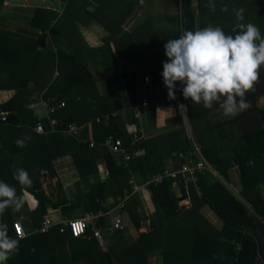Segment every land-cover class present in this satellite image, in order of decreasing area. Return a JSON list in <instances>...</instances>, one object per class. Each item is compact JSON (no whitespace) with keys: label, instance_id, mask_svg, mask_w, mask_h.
<instances>
[{"label":"trees","instance_id":"trees-1","mask_svg":"<svg viewBox=\"0 0 264 264\" xmlns=\"http://www.w3.org/2000/svg\"><path fill=\"white\" fill-rule=\"evenodd\" d=\"M58 1L57 6L55 4L50 8L36 6L28 25L21 28V30L30 31L38 29L41 32L38 39L32 40L25 35V37H17L16 41L12 42L4 39L5 36L0 32V71L7 73V79H0V85L3 88L16 89L10 100L0 104V117L2 113H5L8 121L14 122L17 121L19 108L20 111L33 112L32 99L29 98L28 101L26 98L17 99L18 80L22 81L25 88L30 80L34 83L33 78L28 75L29 67L26 62L30 66L37 62L36 70L38 65L42 64L41 62H54L51 65L44 64L47 72H42L37 78L39 90H41L39 100L49 103L47 106L49 112L41 118L32 115L30 123H43L44 128L48 130L46 138L41 139L44 144H51L56 141V138L64 142L62 146L49 147L48 157L54 154L56 156L71 153L67 149L71 150V147H75V154H72L81 158L77 160L81 167L80 174L84 175L83 182H88L92 177L93 182L90 184L93 188L96 183L101 186L95 192L96 196L102 187L110 186L114 189L112 203H117L124 194L130 193L129 180L132 177L139 182L142 178L156 173L163 166L164 157L172 158V154L176 152L174 156L178 160L179 167L185 164L183 162L192 154L197 159L206 160L223 176H226L229 170L230 161L237 157L238 164L242 166L241 195L245 202L239 200L221 181L210 182L205 169L204 173L196 174L198 177L196 183L199 180L198 187L195 189L194 186L190 187L193 190L191 192L193 204L187 209L188 214L185 216L189 219L187 228L193 231L191 234L181 228L179 221L177 225L179 230L175 227L177 214L185 209L178 206L177 196L165 199V192L169 193L170 188V180H165L149 185V189L153 192L154 206V211L150 215L152 228L146 233L139 232L136 242L127 243L123 240L125 235L121 231L128 227L126 221L136 229L141 227L143 213L138 205L140 200L137 195L132 194L120 210L121 215L126 214L128 217V220L119 217L125 224L124 228L113 227L110 230L115 218L107 224L105 219H99V216L89 223L99 219L94 223V230L92 231V227L88 224L84 235L81 236H72L68 230L60 233L57 226L46 233H32L19 239L18 252H15L6 264H135L140 259L142 264H149L148 251L153 247L161 248V264H260L262 258L264 259V227L260 225L264 222V186L263 189H259V183H264V171L258 175L255 164L264 161V105L258 103L259 95L264 93V64L259 68V79L254 83L253 88L245 93L246 106L241 107L237 103L238 111L226 123L224 121L227 119L217 121V118H223L219 115L223 111L220 106L223 98L220 102H214L212 108H205L202 102L194 104L191 98H187L186 118H190L188 119L190 125L189 130L185 131L180 114L162 118L163 113L159 107H156L161 98L168 105L173 102L167 97L162 72H156V77L153 76L154 64H162L163 62L159 61L168 58L164 48L156 45L158 35H154L151 48H138L137 44L146 33L139 37L134 33L135 30L132 31L133 33L129 32L130 34L126 32L127 35L122 38L121 36H103L98 39V46L91 45L79 34L75 37L68 32V28L75 27V24H79L80 21L88 24L92 19L98 20L87 9L92 2L90 0ZM119 1L122 3L119 4ZM175 1L178 3L182 17L184 11H191V31L193 32L211 24L221 27L226 35L235 36L239 32V29L233 31L237 23L256 25L259 19L261 36L264 37V23L260 19L261 13L264 14L263 0H213L216 4L215 12L209 9V0H196L194 4L191 0ZM1 2L2 0H0V6ZM97 3L105 12L104 14L107 13L106 17L113 13L122 17L139 2L137 0H97ZM224 5L228 6L227 12L221 11ZM115 6L118 8L110 11L109 8ZM233 8L244 9L242 21L236 20ZM103 25L105 28H114L113 25ZM166 32L168 34L165 33L163 37L166 43L170 37L179 38L185 32L183 18L176 25H166ZM48 36L50 39L46 38ZM45 39H47L46 42H44ZM5 40L8 47H5ZM109 43H113L112 48L108 47ZM93 46L99 49L93 52L90 56L91 60L88 61L84 51L87 53ZM86 61L115 62L116 64L97 67L93 71L92 67L88 68L85 64H80ZM55 62H57L56 65ZM62 62L75 63L70 69H65ZM122 62H133L132 66H129L132 71L131 76L127 77L128 67ZM144 62H150L148 67L143 65ZM55 69L58 71L55 80L48 84L39 82L40 79L44 81L50 79ZM91 76L94 80L88 86L89 95L81 96L72 90V87L82 81L85 82L86 78L90 79ZM146 76L149 78L147 82ZM156 82H160L158 91L154 87ZM61 86L62 90L59 89ZM176 86V99L180 100L183 96L180 90L183 85L177 81ZM239 99L237 97V101ZM35 102L40 103L36 99ZM135 105L139 106L138 109L134 108ZM159 114L170 128L165 126L159 129L158 133L147 137L141 136V133H152L156 128V122L160 120ZM68 117L71 119L70 122L58 124L59 119ZM140 118H142L141 121H139ZM236 124L242 127L225 131L235 128ZM131 126L135 128L127 129ZM79 127H82V133L78 135V138L75 134L78 133ZM57 130L64 132L65 136L60 135L61 132H52ZM109 136L119 137L129 152H134L135 146L141 148L142 154L131 157L126 164L119 162V158L113 155L105 144ZM82 139L83 142H81ZM95 157H104L108 170L107 177L100 182ZM0 166L3 165L0 163ZM175 168L178 167L175 166ZM3 170L6 169L0 168V172ZM11 175L12 173L10 174L7 169L6 174H0L2 177L0 181L12 179L9 177ZM91 192L82 196L84 201L91 200L94 204ZM32 193L39 195L38 191ZM159 196L165 200H161ZM39 197L40 200L35 208L28 212L33 225L32 229L38 226L40 229L43 227L42 217L47 212L45 202L51 201L45 195H39ZM63 197L65 198L64 195ZM61 201L60 199L62 211H67L70 207L75 208L77 204L72 201L67 206L66 202ZM202 205H207L223 220L225 226L224 230H217L214 227L211 229L210 235L216 244L212 247L200 245L199 239L203 238L204 234L196 232L195 224L191 223V216L195 217ZM249 208H252L254 213ZM86 212L91 211L84 213ZM13 220L10 207L0 215V223L7 224L8 235L15 239L12 224L19 220ZM232 228L235 232H232ZM95 232H98L99 238ZM107 237L110 238L109 243H106ZM98 240H102V244ZM230 241L232 244H228Z\"/></svg>","mask_w":264,"mask_h":264},{"label":"crops","instance_id":"crops-1","mask_svg":"<svg viewBox=\"0 0 264 264\" xmlns=\"http://www.w3.org/2000/svg\"><path fill=\"white\" fill-rule=\"evenodd\" d=\"M9 1H12V0H9ZM22 1H23V3L26 4L28 0H22ZM142 1H144V0H142ZM142 1L140 3L135 4V6L130 10V12L128 14L122 16V19H120V21L116 25L113 26L114 28H105V26L103 24H98V23L90 24V22L87 24V23H82V21H80V24L83 26V28L79 32V35L85 41H88V43H90L91 45H97V46L99 45L98 39L103 38V36L106 37V35L121 36V38H122V37L127 35V34H125L126 32L128 34H130L129 32H132L135 30L134 33L136 35H138L139 37L142 36L144 33H147V28L149 27V23L147 22L146 25H138V21L149 18L148 16L153 14L150 11H152L153 8L155 10V7H154L155 5L146 7V10H145L143 8L144 3H142ZM90 2H92V3H91V5L87 6V9L89 8V6H91V9H93V10L91 11L88 9V11H89V13H92L93 17L105 16L107 14V13L104 14L105 12H103L101 10V8L98 6L97 0H90ZM174 2L176 3V1H174ZM118 3L120 4V3H122V1H119ZM263 3H264V0H263ZM3 4H5V5H3ZM13 5H14V7H17V3L13 4ZM176 5H177L176 8L179 10L178 3H176ZM5 7H9V6H7V3H3V0H2L1 6H0V8H1L0 9V32L3 33V35L5 36L4 39H6L8 41L15 42L17 37H20V36L25 37V35H28L29 39H32V40L38 39V36H40V33H41L38 29H32L33 31L26 30V29L21 30L22 27H26L25 25H28L26 21H25L24 26L20 25L24 21L22 18L17 19V25H13L12 21L8 20L6 18L9 15V12H7ZM115 8H118V7H116V6L110 7L109 9H110V11H113ZM161 11L163 13V10H161ZM263 11H264V9H263ZM11 13H13V12H10V14ZM113 14H115V13H113ZM165 14H166V12L163 13V15H165ZM175 15H176V21L172 22L173 25L174 24L176 25L177 22L181 18H183L181 16V14L179 16L178 13H175ZM260 19H262L263 23H264V14L263 13H261ZM256 25L261 32V26H260L261 22L259 19H258V22L256 23ZM18 27L20 29H18ZM184 31H185V29H184ZM47 39H50V37L48 36ZM47 39H45L44 42H46ZM170 39H173V38L170 37ZM163 42H166L165 39L160 38L158 40V43H156V45L163 47L164 46ZM5 43L8 44L7 41ZM257 43H259V41H257ZM97 46H93L91 50L87 51V53H85V51L83 49L84 54H86V58L88 61L91 60L90 56L93 54V52L98 51L97 49H99V48H97ZM5 47H8V46H5ZM108 47L112 48L113 43H109ZM106 51H107V47L105 49V52ZM98 56H99V52H98ZM135 58H136V56H135ZM168 59L169 58H164L162 61H159V62H165ZM157 62H158V60H157ZM26 63L29 67L28 75H30L32 77L33 73L36 71L37 62H35L36 64H34L32 66H30L28 64V62H26ZM41 63L46 64V65H47V63H49L50 65L54 64V62H41ZM62 63L64 64L65 69H70L75 62H62ZM122 63L128 67L126 69L127 77L131 76L132 71L129 68V66H132L133 62H122ZM146 63L149 64L150 62H146ZM56 64H57V62H55V65ZM80 64H85L86 67H88V68L92 67L93 68L92 70L94 71L97 69V67L102 68L103 66H108V65L114 66L116 63L115 62H87L86 61V62H81ZM134 64H135V62H134ZM136 64H137V62H136ZM151 65H152V62H151ZM154 65L155 66H153V67H155V72H154L153 76L156 77V72H162L163 71V63L157 64V65L155 63ZM57 73H58V71L55 69L53 76L50 79H47L45 81L40 79L39 82H42V83L45 82L47 84L51 83L53 80H55ZM0 79L1 80L7 79V73L5 71L4 72L0 71ZM33 80H34L35 85L32 82V80H30L28 82L26 88L22 84V81L18 80L19 87H17V91H18L17 99L23 100L26 98V101H28L29 98L32 99L34 102V105L31 106L33 112L31 113L28 111H20L21 109L19 108V112H18L19 114H18L17 121L9 122L7 119V114H5V120L0 121V151H4V150H15L16 151L17 150V151H19V154H23V153L26 154L27 158L30 160L28 163L23 162V161L20 162L19 160H17V156H16V159L14 160V162L12 164L15 165L17 168L22 167L28 172V174H29V176L33 182L31 187L22 186L17 180H15L13 178V171L14 170L10 171L11 168H9V172H10V174L12 173V175L9 177H12V179H4L3 180V182H6L10 186L14 187L16 190L17 196H22L23 200H24L23 207L19 211H15L13 207H10L12 209V213L17 212L16 215H13L14 220H19L21 222L23 229L26 232V236H28L29 234H32V233H46L48 231H51L52 228L56 227V226L58 227V231L60 233H63L66 230L63 232H61L59 230V226H60L61 222L63 220H69L72 218H79L83 215V213L85 211H91V212H99L100 211V212H102V215L99 217V219L104 218L105 223H107V224L110 222V220H112L114 218H119V217L124 218L123 215L120 214L121 209H118L116 206L117 203H115V204L112 203V201L114 200V197H113L114 189L112 187H110V186L102 187L99 190L100 193H98V196H96L95 192L101 186L96 183L95 187L93 188L92 184H90L93 182L92 177L90 178V180L88 182H83L82 176H84V175L80 174L81 167H80L79 162L77 160L80 157L77 158L76 156L73 155V154H75V151H72V150H69V148L68 149L66 148L68 150V152H71V153L61 154V155H56V156H54L55 155L54 154L51 157H48L47 150L49 147L62 146V145H64V142H61V140L56 138L55 139L56 141H53L51 144H44V141L41 139L46 138L45 135L39 134L36 131H34V129H33L34 124H31L30 121L32 120V115H35L37 118H40L38 115V111H36L37 107H39V104L35 102V98H34L36 95L39 96L40 92L38 90H39L40 86L38 85L37 78H33ZM93 80H94V78L92 76L90 79L86 78L85 82H83V81L80 82L77 86L72 87V90H75L76 93L78 95H81V96L89 95L90 91L88 90V86L93 82ZM159 83L160 82H156V84L154 85V87L156 88L157 91H158ZM59 89L62 90V86ZM15 91H16L15 88L14 89L3 88L0 85V103H4V102H7L8 100H10V98L14 95ZM37 91H38V93H37ZM258 103L264 105V93L259 95ZM237 111L238 110L235 109L234 113L226 115L224 113V110H223L222 113L219 114L223 118L222 119L217 118V121L227 119L224 121V123H226L228 120L231 119L230 117H232ZM165 115L166 116H173L174 112L172 111L170 113H165ZM159 117H160V120L156 122V124H157L156 128L152 131V133H150V134L141 133L142 134L141 136L147 137L149 135L156 133L159 129L162 128L163 114H162V118H161V114H159ZM62 119H65V118H62ZM62 119H59V120H62ZM141 119L142 118H140L139 121H141ZM180 119H181L182 125L185 127V131H188L189 125H190L188 119H190V118L188 117L185 120H183V117H181ZM59 120H58V124H64V122L59 123ZM176 122H179V121H176ZM236 125H237L236 128H229L228 131H232L234 129L242 127L240 124H236ZM128 128H135V127L131 126ZM81 129H82V127H79L78 133L75 134L78 138H79L78 135H80V133H82ZM52 132L53 133H59L61 131L57 130L55 132L54 131H52ZM188 133H190V132H188ZM25 134L31 136V139L26 141V144H27L26 147H23V148L18 147L16 145L15 141L17 139H23ZM60 135H62L64 137L65 133L61 132ZM138 139H139V135H138ZM78 141H79V139H78ZM81 142H83V139L81 140ZM194 142H196V141H194ZM94 145H95V143H94ZM66 149H64V150L66 151ZM134 149L136 151L141 150V148L136 147V146L134 147ZM185 150H187V148ZM185 150H183V152ZM134 156H139V155L136 154ZM95 161L97 163V170H98L97 176L99 177V182H100L107 177L108 174L105 175L104 171L106 170L108 173V170H107V167H106V164L104 161V157H95ZM196 161H197V157L190 154L188 156V159L186 161H184L183 163H188L190 165H194L196 163ZM0 163L2 165H7V159H6L4 154H2L0 157ZM166 166H172L174 168H175V166L179 167L177 158L176 157L171 158V157L165 156L164 157V164L159 169V171H157V172H160ZM240 167H241V171L239 170ZM205 169H206V176L209 177L210 182H213L215 180L221 181L222 183H224L226 185V187L239 200H241L243 203L245 202L244 198L241 195V191H243L242 166L238 164L237 157H235L234 160L230 161V167L226 173V176L220 175L218 170L214 169L211 166V164H209L206 160H205L204 168H202L200 171H196V174H197V172H199L200 174L204 173ZM6 170L1 171L0 174H6ZM255 171L258 175L262 171H264V161L263 162H256ZM149 176L142 178V180L139 182L135 181L134 177H132L129 180L130 188H131L133 183H136V184L143 183L146 179L149 178ZM0 179H2V177H0ZM197 179H198V177H197ZM166 180H170V188H169V193L165 192V199L167 200L170 197L175 195V196H177L178 206L181 209H185V210L179 211V213L177 214V218L175 221V227L177 228L178 221H179L181 228L186 229V231H188L191 234L193 231L191 229L187 228V226H189V219H188V217L185 216V214H188L187 209L193 204V199L191 196L190 187L194 186V189L197 188L198 184H199L198 183L199 180L197 183L196 182L193 183L192 181L185 182L184 181L185 176L182 174H180L175 180H173V179H166ZM155 184H158V183H155ZM263 186H264V183L260 182L259 183V189L260 188L263 189ZM177 187L179 188V192L176 195L175 189ZM33 191H38L39 195H45L51 200L50 202H45V204L47 206V212H46V214L43 215L44 218L42 217L43 220L46 217H49L53 223L52 227L46 232H40L38 230L39 226L32 229L33 225L31 224V218H30L28 212L32 211V209L35 208L38 200H40L39 195L32 193ZM90 191H92L91 193H92L93 197H91V198H92V200H94V204L91 200L84 201V196H82L83 194L90 192ZM183 191L189 192V197L182 199V200H178V197L182 194ZM134 194L137 195V197L140 200L138 205H139V209L143 213V215L141 218V227H139L138 229H136L131 223L126 221L128 227L126 229H122L121 231L125 235L124 236L125 238L123 240H125L127 243L128 242H136L137 238H138L137 234L139 232L146 233L148 230H150L152 228V225H151L152 223L150 221V215L154 211V206H153V201H152L153 192L148 188L147 190H145L143 192H137ZM63 195L65 196V198L63 197ZM86 197L87 196H85V198ZM159 197L161 198V200H165L161 196H159ZM60 199L62 200L61 202H63V203L66 202L67 206H69L72 201L76 202L77 204L75 205V208L70 207L67 211H62ZM57 201H59V202H57ZM246 205H248V204H246ZM92 208H93V210H92ZM95 209H97V210H95ZM249 210L252 213H254V210L252 208H249ZM144 217H147V224L150 225V227L144 225V222H143ZM98 220H96V221H98ZM96 221L89 224V226L92 227V231L94 230V223H96ZM191 223L195 224V227H196L195 231L196 232L204 234V237L200 238L199 242H200V245L205 246V247H212V246L216 245L215 242L212 240V236L210 235V233L212 231L211 229L213 227L217 230H224L225 229L223 220H221L207 205L200 206V208L197 212V215H195V217L191 216ZM260 225L262 227H264V222H262ZM177 229L179 230V228H177ZM232 232H235L234 228H232ZM15 239L19 240V238H17V237ZM102 239H103V237H102ZM98 242L100 244H102V240H98ZM109 242H110V238L107 237L106 243H109ZM228 244H232V242L230 241V243H228ZM103 246H104V244H103ZM31 250H32V248H31ZM17 260H18V254H17ZM161 262H162V260H161L160 254H155L154 256H150L148 259L149 264H161ZM6 263H7V261L4 262V264H6ZM93 264H96V263H93ZM260 264H264L263 258H262V261Z\"/></svg>","mask_w":264,"mask_h":264},{"label":"clouds","instance_id":"clouds-1","mask_svg":"<svg viewBox=\"0 0 264 264\" xmlns=\"http://www.w3.org/2000/svg\"><path fill=\"white\" fill-rule=\"evenodd\" d=\"M208 7L215 12L216 4L213 0H209ZM221 11L227 12L228 6L224 5ZM233 13L237 21L244 19L243 8H233ZM236 29H239V32L235 36L226 35L221 27L210 24L194 32L185 31L179 38L168 40L163 47L169 59L163 62L161 75L167 88V97L173 102L168 105L161 98L156 107L174 108L173 112L179 113L183 120L186 119L187 98H191L194 104L202 102L205 108H212L214 102H220L223 98L220 106L226 115L234 113L237 103L245 107V93L252 89L259 79V68L264 64V37L261 36L259 28L252 23H237L233 31ZM145 80L147 82L148 78L146 77ZM177 81L183 85L180 89L183 95L180 100L176 99ZM237 97L240 98L239 101ZM163 116L169 117L165 113ZM162 127L165 126L162 125ZM30 139L31 136L25 134L23 139H17L15 143L23 148L27 146L26 141ZM124 148L129 158L124 159L122 153H116L115 156L119 158V162L126 164L134 155L142 154V149L129 152L126 147ZM174 155L172 154L173 158L176 157ZM12 167L14 169L13 178L22 186L31 187L33 182L28 172L22 167L17 168L15 165ZM170 169L177 168L171 166ZM104 172L105 175L108 174L106 170ZM23 204V197L17 196L15 188L0 181V215L9 207L19 211ZM18 250L19 240L8 235L6 223H0V264H4Z\"/></svg>","mask_w":264,"mask_h":264},{"label":"rangeland","instance_id":"rangeland-1","mask_svg":"<svg viewBox=\"0 0 264 264\" xmlns=\"http://www.w3.org/2000/svg\"><path fill=\"white\" fill-rule=\"evenodd\" d=\"M137 1L140 3L142 0H137ZM174 1L175 0H164V1H161V0H153V1L144 0V1H142V3H144L143 8L145 10H146V7H149L152 5H155L154 6L155 10L152 7L153 10L150 12H152L153 14H151L149 16V18L138 21V25H141V23H145V22L149 23V27L147 28V33L144 36H142L141 41L137 44L138 48H151L153 45V42H154V35L155 34L158 35V40L160 38H163L165 33L168 34L166 32V25L172 24V22L176 21L175 13H178L180 16V11L176 8L177 5ZM58 2H59L58 0H28L27 3L25 4V3H23L22 0H17V1L16 0H12V1L3 0V3H7V6H9V7H5L7 12H9V15L6 18L8 20H11L13 25H17V19L22 18L24 21L20 24L21 26L25 25V21L28 24V22L31 18V15L33 13V10H34V8H36V6H43V7L50 8V7H53L54 4H56V6H57ZM191 2L194 4V3H196V0H191ZM16 3H17V7H14L13 4H16ZM3 5H5V4H3ZM88 9L91 11L93 10V9H91V6H89ZM161 10H163V13L166 12V14L163 15ZM10 12H13V13L10 14ZM97 19L98 20L92 19L90 21V24H92V23H98V24L103 23V24H108L110 26H112V25L114 26L120 21V19H122V17L118 16L116 14H112V15H109L107 17L106 16H97ZM82 28H83V26L80 23L75 24V27L68 28V32H71L72 34H74L75 37H78V34L82 30ZM42 38H43V36H42ZM150 41H152V42L150 43ZM163 43L165 44L166 42H163ZM5 46H8V44H6ZM161 48H163V47H161ZM5 60L8 61L9 59H5ZM143 65H147L145 67H148L149 64L143 63ZM134 66H135V64H134ZM42 72L46 73L47 68L44 64H39L37 70L33 73L32 77L33 78H39V75H41ZM38 91L40 92L41 90H38ZM38 91H37V93H38ZM34 98L36 100H39L38 95H36ZM53 100H56V98H53ZM39 102H40V100H39ZM47 106H48V103H46V102H40L39 103V107H37L36 111H38V115L40 118L45 116L46 113H48ZM138 107H139L138 105L134 106L135 109H138ZM159 109L161 110L162 113H170L174 110V108L163 107V106H160ZM175 115H179V113H174L173 116H175ZM169 117H171V116H169ZM162 125L167 126L165 121H163ZM234 127L236 128V125ZM38 128H41L40 132L37 130ZM166 128H170V127L167 126ZM33 129H34V131H36L37 133L42 134V135H46L47 133H49L48 130L44 128L43 123H38V122L35 123ZM225 131L227 132L228 129H226ZM158 132L159 131H157L156 133H158ZM71 150L75 151V147H71ZM2 154H4L6 159H7V165L0 166V168H2V169L11 168L12 170H14L12 167L13 166L12 163L16 159V156H17V160H19L20 162L23 161V162L28 163L30 161L27 158L26 154H24V153L19 154V151H17V150L16 151L15 150L0 151V157ZM113 155H116V152H114ZM170 168H171V166H169L168 169H170ZM175 191H176V195H177V193L179 192V188L177 187L175 189ZM191 192H193V190H191ZM16 214H17V212L13 213V215H16ZM122 215L126 220H128V217L126 214H122ZM137 236H138V234H137ZM148 254H149L148 257L154 256L155 254H161V248L153 247V249L148 251ZM135 264H142V259L137 260L135 262Z\"/></svg>","mask_w":264,"mask_h":264},{"label":"built area","instance_id":"built-area-1","mask_svg":"<svg viewBox=\"0 0 264 264\" xmlns=\"http://www.w3.org/2000/svg\"><path fill=\"white\" fill-rule=\"evenodd\" d=\"M41 102H46V101H41ZM46 103H48V102H46ZM48 105H49V103H48ZM48 112H49V109H48ZM0 118H1V120H5V114H2ZM37 130L40 132L41 128H38ZM105 144L108 146V148L112 152L122 153V156L124 159L129 158V155L126 154L127 152H126L125 148L123 147L122 140L119 137L114 138L112 136H109L106 139ZM91 145H93V143H91ZM204 166H205V161L197 159V161L194 165H190V164L185 163V164H182L181 167H179L177 169L165 168L161 172L154 173L150 178L146 179L141 185L133 183L131 186V192L128 194H124L119 199L116 206L118 209H121L124 207L126 200H128L130 195L133 194L134 192H138L140 190L147 189L148 185H150L152 183H160L167 178H173L175 180L180 174L185 176V180H184L185 182L192 181L193 183H195L197 180L196 171H200L202 168H204ZM101 215H102V212H100V211L99 212H86V213H84V216L81 218H73V219H69V220H63L59 226V230L61 232L68 230L70 232V234L72 236H75V237L84 235L87 225L90 222H92L93 219L98 218ZM52 225H53V223L50 220V218L46 217L43 221V227L41 229L39 228L38 230L40 232H46L52 227ZM12 226H13V230H14L17 238L20 239V238H23L26 236V232L24 231L23 226L21 225V223L19 221L13 222ZM124 226H125V224L123 223V221L120 218H115L114 222L112 223V226H110L109 229L111 230L113 227H118V228L122 229V228H124ZM95 234L99 238L98 232H95Z\"/></svg>","mask_w":264,"mask_h":264},{"label":"water","instance_id":"water-1","mask_svg":"<svg viewBox=\"0 0 264 264\" xmlns=\"http://www.w3.org/2000/svg\"><path fill=\"white\" fill-rule=\"evenodd\" d=\"M183 22H184L185 31L191 30V28H192L191 11L187 10V11L183 12ZM70 121H71V119L68 117V118L59 120V123L70 122ZM239 170L241 171V167L239 168ZM188 197H189V192L183 191L182 194L178 197V200H182V199H185V198H188ZM143 222H144L145 226H149L150 227V225L147 224V217L143 218Z\"/></svg>","mask_w":264,"mask_h":264}]
</instances>
